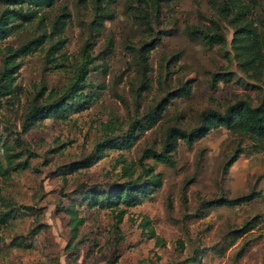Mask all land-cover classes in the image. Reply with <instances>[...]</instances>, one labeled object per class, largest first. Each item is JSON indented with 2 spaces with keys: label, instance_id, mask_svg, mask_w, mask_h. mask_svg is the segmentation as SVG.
I'll use <instances>...</instances> for the list:
<instances>
[{
  "label": "rangeland",
  "instance_id": "1",
  "mask_svg": "<svg viewBox=\"0 0 264 264\" xmlns=\"http://www.w3.org/2000/svg\"><path fill=\"white\" fill-rule=\"evenodd\" d=\"M219 3L86 0L81 5L55 0L41 9L49 39L15 59V88L12 94H0V146L7 141L10 153L18 155L15 162L32 154L25 166L0 177V212L11 210L0 224V264H264V150L224 127L210 129L190 146L178 139L171 166L144 158L157 175V187L138 205L119 206L124 210L119 224L116 210L88 206L96 193L103 196L113 182L126 179L120 176L122 169L138 172L143 148L160 151L167 129L199 127L204 110L223 112L238 99L257 104L264 88L233 60L232 28L217 11ZM262 7L264 0H258L255 21ZM99 11L107 16L92 29L90 22ZM61 12L65 24L57 33L50 24ZM142 12L148 25L139 17ZM216 27L225 44H204L200 31L213 33ZM34 28V22L28 23L0 40V67L3 48L37 35ZM150 40L154 47L139 59L141 45ZM84 42L91 43L94 59L86 65L90 86L82 90L91 95L89 102L64 119L46 118L21 131L31 99L49 103L68 85ZM53 43L61 46L59 52ZM58 63L62 66L55 67ZM186 81L189 93L172 99L160 120L137 140L119 150L105 149L90 167L68 173L66 165L81 160L102 140L101 123L116 121L119 127L112 134L121 136L131 120ZM15 134L23 141L20 146L12 141ZM236 149L235 160L228 162ZM3 152L0 148L2 163ZM250 193L259 194L234 206L205 207L213 199ZM70 204L83 221L75 238L60 210ZM245 224L251 226L236 236ZM149 227L155 237H148Z\"/></svg>",
  "mask_w": 264,
  "mask_h": 264
},
{
  "label": "trees",
  "instance_id": "2",
  "mask_svg": "<svg viewBox=\"0 0 264 264\" xmlns=\"http://www.w3.org/2000/svg\"><path fill=\"white\" fill-rule=\"evenodd\" d=\"M55 0H0V5L3 6L0 11V40L23 29L28 23H35L34 29H37L39 33L37 35L27 38L24 42L20 43L16 47L5 46L3 56L1 58L0 67V94H12L15 86H12V73L16 70L15 59L25 56L32 51H35L42 43L48 40L46 32L45 18L41 13L42 8H49L53 5ZM86 0H77L78 4L83 5ZM98 1V0H97ZM166 3L169 0H162ZM145 2V1H144ZM258 0H250L245 3L243 0H220L217 7V11L223 18L227 19L228 24L232 28L231 33V51L233 54V60L236 61L239 70L244 74H249L251 78L259 82L264 88V7L260 10V17L255 21L254 9ZM99 7H97L98 9ZM155 8V7H153ZM156 11V8L154 9ZM60 15L54 16L50 29H57V33H61L64 28V20L60 19V16L66 15L65 13H59ZM102 11L96 12L94 18L90 22L92 29H97L101 26L103 19L105 18ZM251 16V17H248ZM144 24L148 25L146 21V12L139 14ZM210 22L215 24L211 19ZM258 27L261 30H258ZM193 29L190 30L192 33ZM199 32V31H197ZM202 34L204 44L210 46L211 44H225L224 35L215 28L213 33ZM47 38V39H46ZM159 37H153L152 40L157 41ZM152 40L143 43L141 45V53L138 55L139 59L145 58V53L152 49L154 45ZM62 41L58 40L56 43L61 44ZM56 46L55 43L51 45L57 52L61 49V46ZM146 46H148L146 48ZM91 43L84 42L79 50V61L74 66L71 79L68 85L63 89L62 93L57 95L49 103H37V99H31L30 105L23 115L21 121V131L31 126L36 122H41L46 118H59L64 119L70 112H77L81 110L86 103L91 99L90 94H82V90L85 87L90 86L85 80L87 69L86 65L92 64L94 59L90 55L89 49ZM62 64L58 63L55 67H61ZM144 70L143 74L144 76ZM220 76L224 74L220 73ZM212 75L211 84H214V77ZM188 81L178 85L176 89L168 91L164 98L159 102L146 110L140 117L131 120L121 136L113 135L112 133L119 127L116 121L108 120L100 124V130L103 133V138L100 142L94 145L93 151L84 156L81 160L74 161L71 164L66 165L68 173L75 172L80 169L90 167L94 162L102 158L103 150L105 149H122L128 147L133 141L137 140L139 135L146 129H149L155 125L161 118L162 112L165 106L174 98L179 96H185L190 91ZM148 83L143 80V86L147 87ZM40 91L37 93L38 96ZM56 95L51 93L50 96ZM35 96V97H36ZM69 100V101H68ZM78 100L81 101L78 104ZM200 126L192 128L188 131L182 130L177 127H171L167 129L164 139L161 143L160 151H156L150 147H145L141 151L140 159H138L139 170L137 173H132L129 169H122L120 176L126 178L121 182H113L114 185L109 191L96 195L92 199H89L88 206H104L111 210H116L115 222L119 224L124 215V210L119 206L130 207L140 203L141 198H146L157 187L158 178L157 175L152 172V167L144 164L142 160L144 158H152L156 162H160L166 165H172L171 152L175 151L177 140L181 139L187 146H190L195 139L203 137L210 129L217 127H224L230 133L240 136H246L248 139L257 142L264 150V93L261 95L257 104L252 106L245 99H238L232 104L228 105L223 112H219L214 109H206L200 115ZM12 140L14 145L20 146L23 141L19 139V134ZM0 148H2L4 162H1L0 158V177L8 178L11 169L17 167H23L31 153L27 152L25 159L21 162H15L18 155L10 153V147L7 141H4ZM56 149H53L55 151ZM238 149L234 151L228 162H233L237 156ZM229 163H227L228 165ZM264 174V170L262 171ZM257 194H247L240 197L227 199L224 197L213 199L205 203V207L211 206H234L236 204L247 202L252 200ZM101 196L102 198H98ZM60 210L66 214L68 218V226L71 234V238H75L77 234V228L82 224V218L77 216L76 209L73 205L68 207H60ZM11 210L0 212V224L10 216ZM144 223V227H146ZM249 226L245 224L244 227L235 231V235L239 236L243 232L249 229ZM148 237H155L153 230L148 228Z\"/></svg>",
  "mask_w": 264,
  "mask_h": 264
}]
</instances>
